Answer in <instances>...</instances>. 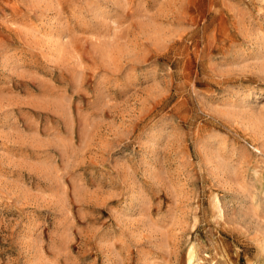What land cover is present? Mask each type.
<instances>
[{
	"label": "rangeland",
	"instance_id": "374dc122",
	"mask_svg": "<svg viewBox=\"0 0 264 264\" xmlns=\"http://www.w3.org/2000/svg\"><path fill=\"white\" fill-rule=\"evenodd\" d=\"M0 264H264V0H0Z\"/></svg>",
	"mask_w": 264,
	"mask_h": 264
}]
</instances>
